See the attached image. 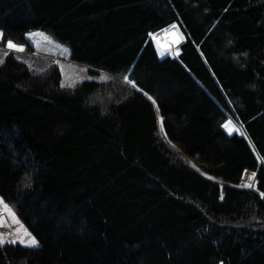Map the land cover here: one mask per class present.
<instances>
[{"label": "trees", "instance_id": "1", "mask_svg": "<svg viewBox=\"0 0 264 264\" xmlns=\"http://www.w3.org/2000/svg\"><path fill=\"white\" fill-rule=\"evenodd\" d=\"M34 28L108 79L4 56L0 197L39 246L0 264H264V0H0V43Z\"/></svg>", "mask_w": 264, "mask_h": 264}, {"label": "rangeland", "instance_id": "2", "mask_svg": "<svg viewBox=\"0 0 264 264\" xmlns=\"http://www.w3.org/2000/svg\"><path fill=\"white\" fill-rule=\"evenodd\" d=\"M172 31L181 33V31L177 27V29L174 30L165 28L154 34L155 37L156 36L159 37L164 33H168V32L170 33ZM28 33H34L37 35H33L32 37H29L27 35ZM39 33H42L43 35H40ZM24 37L26 40L25 42L24 41H14V42L18 44H25L26 51L18 52L12 50L11 52L14 53L15 55L18 54V56L21 57V60H24L29 65V68L33 72H37V73L42 72L45 70L47 65L56 64L58 65L59 71L61 73L62 85L71 84L80 79H102L103 77L108 76L106 72L100 71L97 68H93L89 65L77 61H72L69 58L68 45L51 37L48 33H46L41 29L38 28L30 29L24 33ZM45 37H47V39ZM151 40L153 43H155V41L152 38ZM182 41L183 38L181 39V42L179 44L176 43L177 46L176 44L165 45L164 50L167 47V50H165L166 55H169L171 57H177V54L180 51ZM6 42L7 40H5L3 43H0V60L4 59V52H9V50L6 47ZM222 110L226 112L227 116H230L229 112L226 111V109H222ZM227 119L229 120L231 119V123L224 122L223 126L226 123L228 124V129L234 131L230 133L242 134V130L239 124L234 120V118L231 116V117H227ZM174 150L177 151L178 149L175 148ZM177 152L179 155H181V157L184 160L188 161L189 164L192 163L191 158L186 157L179 151ZM191 165L192 166L194 165V161L193 164ZM195 167L199 171H201V169L198 168L197 165ZM253 173L255 172L253 170H250L246 175L243 176V178L241 176L240 185L250 183L254 186L256 180L255 177L251 178L253 176ZM16 217L18 216L16 215ZM0 218L4 219V224L0 226V233L5 234L4 239L6 240L16 239L17 237L30 238L26 236V232H30L32 235H34L30 231V229L21 221V219H19V217H18V222H14L12 215L2 207H0ZM17 243L20 244L19 242Z\"/></svg>", "mask_w": 264, "mask_h": 264}, {"label": "snow or ice", "instance_id": "3", "mask_svg": "<svg viewBox=\"0 0 264 264\" xmlns=\"http://www.w3.org/2000/svg\"><path fill=\"white\" fill-rule=\"evenodd\" d=\"M177 25L176 24H172L169 25V29H177ZM167 31V30H165ZM40 35H43L42 33H39ZM29 37H32L33 35H37L34 33H28L27 34ZM149 35H153L155 36L154 33H149ZM171 35L173 36V41L177 44H179L181 42V39L183 38V34L176 32V31H172ZM3 37H4V32L3 30H0V42L3 41ZM47 39V37H45ZM6 47L9 51L15 50L18 52H24L25 51V44H18L15 43L13 40L9 39L6 42ZM167 50V48L165 49ZM164 53L161 52V55H163ZM8 52H4V56H7ZM4 61L0 60V64H2ZM103 79H108V77H103ZM124 79L126 81H128L129 83H132L133 85H135V81H132L129 79L128 76H125ZM63 86V85H62ZM140 91H143V89H140ZM151 98V97H150ZM161 120H163V118H161ZM228 123H231V121H229ZM224 127H228V124H225ZM231 131V129H229ZM255 173H253V176L251 178L255 177ZM250 178V179H251ZM240 187H246V188H252L253 185L252 184H242L239 185ZM257 191H259V188L256 189ZM259 195L261 197H264V191H259ZM221 199H223V197H221ZM0 207H2L3 209L7 210L13 217L14 222H18V217H16V214L14 211L11 210V208H9V206L4 202L3 198H0ZM4 224V219L0 218V226H2ZM19 231V230H18ZM10 235V234H9ZM5 234L4 233H0V246H4L7 244H16L17 242H19L20 244L24 245V247L26 248H35L39 246V241L38 239L32 235L30 232H26V236L30 237V238H23V237H17L16 239H4ZM221 264H223V262H221Z\"/></svg>", "mask_w": 264, "mask_h": 264}, {"label": "bare ground", "instance_id": "4", "mask_svg": "<svg viewBox=\"0 0 264 264\" xmlns=\"http://www.w3.org/2000/svg\"><path fill=\"white\" fill-rule=\"evenodd\" d=\"M150 38H152L154 41H155V46H156V48H157V50L160 52V54H161V52H164L165 50H164V47H165V45H168V44H176L174 41H173V36L171 35V32L169 33H164L163 35H161V36H159V37H155V36H153V35H150ZM176 46H177V44H176ZM167 48V47H166ZM230 114V113H229ZM225 115H226V112H225ZM232 115L230 114V116H227L226 115V121H224V122H226V123H228V121H231V119L229 120V119H227V117H231ZM225 123V124H226ZM224 124V125H225ZM223 128H224V130L227 132V133H230V132H234V131H230L229 129H228V127H224L223 126ZM250 171V169H246V170H244L243 171V174H242V178H243V176L244 175H246L248 172Z\"/></svg>", "mask_w": 264, "mask_h": 264}]
</instances>
